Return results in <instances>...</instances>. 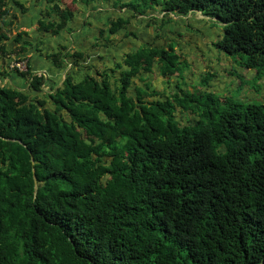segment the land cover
<instances>
[{
  "label": "trees",
  "instance_id": "trees-1",
  "mask_svg": "<svg viewBox=\"0 0 264 264\" xmlns=\"http://www.w3.org/2000/svg\"><path fill=\"white\" fill-rule=\"evenodd\" d=\"M49 1L59 19L41 25L57 34L74 10ZM125 5L134 16L160 7L217 18V47L264 78V0ZM128 21L113 19L110 30ZM53 56L60 64L83 53ZM182 56L172 44L127 53L115 87L107 72L102 80L68 76L50 95L54 109L0 89V264H264V102L206 90L210 71L192 90L146 82L130 93L156 64L163 76H183ZM21 74L40 89L42 77Z\"/></svg>",
  "mask_w": 264,
  "mask_h": 264
},
{
  "label": "crops",
  "instance_id": "crops-1",
  "mask_svg": "<svg viewBox=\"0 0 264 264\" xmlns=\"http://www.w3.org/2000/svg\"><path fill=\"white\" fill-rule=\"evenodd\" d=\"M4 1V8H7L8 12L0 18V37L5 35L0 38V47L5 48L0 50V89L23 91L30 100L35 97L45 99L48 108H55L50 95L64 86L68 76L76 82L82 81L87 75L102 80V75L107 72L112 86L115 87V84H119L122 69L127 68H118L117 63L122 62L127 53L135 52L146 45L164 48L175 43L174 47L179 51H192V54L185 56L190 63V68L185 71V80L188 85L199 87L206 71H212L214 67L219 71L210 80L211 88L208 89L212 91L222 88L221 81L225 80L224 74L229 71L232 62L226 53L221 51L222 56L219 55L216 65L209 67L208 63H212V59L206 54L220 52L207 49L203 38L189 32H194L200 22L209 20L199 11L176 13L175 16L166 17L162 16L163 10L158 7L157 10L151 8L143 15L134 16L132 9L125 5L128 0H95L89 3L82 0H76L75 3L73 0H60L62 6H72L74 16L64 28L54 34L44 30L41 25V21L59 19L56 13H49L52 5L49 0ZM118 17L127 18L129 21L126 26L112 32L111 20ZM19 33L23 35L18 40ZM24 43L26 49L21 51V45ZM60 51H80L83 57L75 61V57L68 56L64 62L58 64L53 55ZM20 56L27 57L33 75L42 77L40 89L32 86L31 78L10 69V61ZM195 68L198 70L194 77ZM159 72V65L156 64L151 72H144L142 76L139 74L134 79L130 93H135L136 85L144 86L146 82L161 92H165V88L168 92L171 88L176 89L175 76L163 77V89L159 84ZM140 80L142 84L139 83ZM219 94L225 92L219 91Z\"/></svg>",
  "mask_w": 264,
  "mask_h": 264
},
{
  "label": "rangeland",
  "instance_id": "rangeland-1",
  "mask_svg": "<svg viewBox=\"0 0 264 264\" xmlns=\"http://www.w3.org/2000/svg\"><path fill=\"white\" fill-rule=\"evenodd\" d=\"M76 2V1H75ZM73 2V3H75ZM66 6V5H65ZM71 6V5H68ZM64 7V6H62ZM72 7V6H71ZM192 11V10H191ZM189 11V12H191ZM158 13V12H157ZM173 14V16H175ZM162 16H170L169 14H165V12H162ZM189 27H186V29ZM177 30H179V27H177ZM190 33H195L200 36V38H203L205 41V47L210 50H216L217 52L220 53H207V57L209 56L212 59V63H208L209 67H213L216 65V60L218 59L219 55H221V50L219 47H217L218 41L223 37L224 35V26L222 23L216 20L209 19L208 21H204L203 23L200 22L199 26L195 28L194 32L189 31ZM174 46L175 43H174ZM165 48H170L169 46ZM176 52L181 53L184 58L186 54H192V51H182L177 48L175 49ZM227 55V54H226ZM222 56V55H221ZM228 56V55H227ZM232 62L230 63V68L229 71H227L224 75L226 76L225 80L221 81L220 86L222 87L221 89H218L214 92L219 93V91L225 92V94H220L221 96L230 98V99H235V100H249L247 102L251 103H262L264 102V78H254L255 72H249L245 71L246 68L242 67L241 64L239 63L240 61L238 60V56H228ZM183 58V59H184ZM239 61V62H238ZM198 68H195V71H193L194 77L197 74ZM219 70H215L213 67L212 72L217 75V72ZM245 73V74H244ZM160 76V85L163 86V89L165 88V83L163 82V76L159 72ZM243 75V76H242ZM247 80V81H246ZM142 84V81L140 82ZM172 85V84H171ZM187 86L186 83L181 84V88H185ZM193 85H190L188 88H191ZM219 86V85H218ZM217 86V87H218ZM160 90L162 88L160 87ZM172 90V88L169 90V92ZM191 90V89H190ZM164 91L168 92L167 89L165 88ZM251 100V101H250Z\"/></svg>",
  "mask_w": 264,
  "mask_h": 264
},
{
  "label": "clouds",
  "instance_id": "clouds-1",
  "mask_svg": "<svg viewBox=\"0 0 264 264\" xmlns=\"http://www.w3.org/2000/svg\"><path fill=\"white\" fill-rule=\"evenodd\" d=\"M194 11H199V10H192L191 12H194ZM164 12V11H163ZM199 12H201V11H199ZM202 13V12H201ZM165 14H169V15H173V14H175V13H165ZM203 14V13H202ZM203 15H205V14H203ZM206 17H208L209 19H212V20H216V21H219L220 23H222L220 20H218L217 18H215V17H210V16H207V15H205ZM223 24V23H222ZM221 40V39H220ZM170 47V46H169ZM168 49V48H167ZM174 49H176L175 47H174ZM222 51V50H221ZM178 53V52H177ZM178 54H180V53H178ZM180 55H182V54H180ZM229 56V55H228ZM183 58H184V56H182ZM17 59H20V58H26L27 59V57L25 56V57H16ZM16 58H14V59H16ZM182 58V59H183ZM184 59H186L187 61H188V59L185 57ZM183 59V60H184ZM13 60V59H12ZM11 60V61H12ZM28 60V59H27ZM11 61H10V63H11ZM10 63H9V67H10ZM190 68V63H189V67L187 68V69H185L184 70V72H183V76H178V75H173V76H175L174 77V81H175V85H176V89H174V90H178V88H177V83L178 82H184V83H186L187 85H188V81H186L185 79V71L186 70H188ZM11 69V68H10ZM12 70H15V69H12ZM31 71V75H33L32 74V70H31V68H30V65H29V61H28V70L27 71H24V72H28V71ZM16 72H18V73H23V72H20V71H18V70H15ZM210 71V70H209ZM253 71V73H254V70H252ZM206 72H208V71H206ZM210 72H212V71H210ZM213 73V72H212ZM30 75V74H29ZM35 75V74H34ZM33 75V76H34ZM214 75V74H213ZM173 76H169L170 78L171 77H173ZM201 82V81H200ZM199 82V83H200ZM190 85H188V87H189ZM186 88V89H193L194 87H196V86H192L191 88ZM209 87H207L206 89H208ZM211 88V87H210ZM209 90V89H208ZM210 91V90H209ZM244 101V100H243ZM247 101H249V100H246L245 102H247ZM251 101V100H250Z\"/></svg>",
  "mask_w": 264,
  "mask_h": 264
},
{
  "label": "built area",
  "instance_id": "built-area-1",
  "mask_svg": "<svg viewBox=\"0 0 264 264\" xmlns=\"http://www.w3.org/2000/svg\"><path fill=\"white\" fill-rule=\"evenodd\" d=\"M10 68L24 72L28 70V60L26 58L13 59L10 63Z\"/></svg>",
  "mask_w": 264,
  "mask_h": 264
},
{
  "label": "water",
  "instance_id": "water-1",
  "mask_svg": "<svg viewBox=\"0 0 264 264\" xmlns=\"http://www.w3.org/2000/svg\"><path fill=\"white\" fill-rule=\"evenodd\" d=\"M17 141L21 142V140H17ZM32 161H34V158H33V157H32ZM33 172H34V180H35V196H36L39 185H38L37 177H36V174H35V169H33Z\"/></svg>",
  "mask_w": 264,
  "mask_h": 264
}]
</instances>
